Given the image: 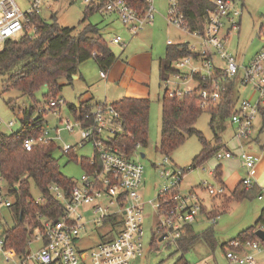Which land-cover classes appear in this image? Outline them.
<instances>
[{
  "label": "built area",
  "instance_id": "obj_1",
  "mask_svg": "<svg viewBox=\"0 0 264 264\" xmlns=\"http://www.w3.org/2000/svg\"><path fill=\"white\" fill-rule=\"evenodd\" d=\"M53 1L27 0V8L21 10L14 0H0V42L28 31L32 26V14L39 13L43 17L42 11L51 9ZM145 1L146 8L138 11L126 0H84L86 7H96L100 14L115 15L130 37L154 20V0ZM235 1L210 0L211 8L202 29L191 31L178 0H169L166 20L197 38L198 46L188 45L197 56L184 55L174 59L171 71L162 75L160 80L163 91L170 97L182 98L197 89L198 109H208L218 103L223 95L222 84L225 81L231 79L237 85L250 84L251 93L256 94V99L252 101L249 97L240 100L238 107H234L228 117L230 124L234 126L229 141L236 143L235 149L228 148L225 142L212 154L217 160L234 156L240 159L247 175L241 178V184L244 189H249L253 186L252 177L258 161L256 152L249 145L256 139L254 121L259 114L258 107L264 105V26L260 32L263 35L262 48L246 64L238 62L235 55L227 50L223 35L225 26L230 32L239 30L241 12ZM110 43L122 47L124 39L116 33ZM167 43L171 44L172 41L167 39ZM100 75L105 76V72L100 71ZM191 80L196 85L188 86ZM63 104L65 99L56 96L38 106L36 113L46 115L49 111L59 114ZM59 119L64 124L63 129L70 132L77 128L79 134L78 141L58 146L59 151L67 155L71 151L76 152V147H83L88 143L93 148V155L80 157L87 159V166L82 168L79 178L74 179L68 195L58 184L53 183L49 187L53 197L63 203L62 215L55 221L42 219V226L34 229L33 238L28 241V245L36 239L40 244L35 252L29 251L23 259L15 252V257L12 258L6 253L8 248L4 247V239L0 236V256L2 254L5 262L11 260V264H26L33 259L37 264H132L144 252V204H150L153 215L156 216L155 230L163 235L162 239L175 242L185 232L186 225L192 224L202 213V190L211 196L224 194L222 184L217 183L214 187L206 180L201 182L200 188H190L181 193L184 170L179 167L167 169L173 163L168 154H164L159 174L166 180V185L157 191L155 203L152 200L145 202L139 191L144 169L143 164L137 160L141 155V152H136L139 144L136 143L131 150H125L114 142L117 134L123 132V120L113 104L100 103L82 119L75 115L72 121L69 117L63 119L60 115ZM12 124V120L6 122L0 118V128L3 125L9 128ZM45 125L36 134H29L23 139L25 149L54 141L56 135L49 136ZM53 130L58 132L60 128L55 125ZM258 145L264 151V143ZM208 174L216 177L214 170H209ZM2 184L4 183L0 177V207L10 206L12 199ZM263 194L264 190L258 194V199H262ZM42 200L45 199L37 197L36 202ZM88 210H92L95 215L86 217ZM216 219L217 215H213L209 220L214 223ZM90 234H94L95 242L79 248L78 240ZM227 242L224 256L228 261L256 264L255 258L247 250H260L259 241H240L235 238Z\"/></svg>",
  "mask_w": 264,
  "mask_h": 264
},
{
  "label": "trees",
  "instance_id": "obj_2",
  "mask_svg": "<svg viewBox=\"0 0 264 264\" xmlns=\"http://www.w3.org/2000/svg\"><path fill=\"white\" fill-rule=\"evenodd\" d=\"M126 1L138 11L146 8L145 0ZM178 3L188 29L201 30L208 17L207 12L211 8L210 1L178 0ZM95 12H97L96 7L85 6L79 21V30L74 27L59 26L51 13V20H47L39 13L32 14L31 28L16 34V37L6 38L0 48V85L3 91L14 89L33 98L35 92L45 87L44 104L49 99L60 96L58 93L67 81H71V75L76 73L77 65L83 60L93 58L100 70L106 73L115 62L117 54L110 48L103 28L89 20L88 15ZM32 29L33 36L29 35ZM184 55L197 56V53L186 42L166 45L164 57L159 62L161 76L171 71V62L174 59ZM222 85L224 88L221 99L214 107L208 109L196 108L197 89L183 95L182 98L170 97L166 91H163L159 139V150L162 154H169L183 143L187 135L194 134L202 147L191 160L189 167L192 168L199 166L214 153L216 148L223 146L220 141L212 147L203 133L193 126L202 110L211 112L209 122L211 126L216 116L223 118L230 116L237 99L234 93L236 83L235 80L230 79ZM149 101L147 98L122 96L111 103L122 116L123 132L117 134L114 142L123 149L131 150L136 143L142 146L147 145ZM97 105L98 103H93L89 99L78 104L68 103L71 113L81 119ZM37 106L40 104L23 109L18 131L0 132V177L13 200L10 206H14L13 224L3 229L0 236L4 239V247L14 249L22 259L29 252L28 241L33 238L34 229L42 226V219L55 221L62 215L63 203L60 199L53 197L49 187L53 183L58 184L68 195L75 182L73 178H68L61 172L58 163L59 149L55 141L37 144L30 149L23 147V139L29 134H36L46 124L42 113L31 114ZM258 110V115L264 124V105H260ZM67 155L78 161L82 168H86V158H78L74 151ZM217 168L218 166L214 170ZM31 182L45 200L36 202L32 198ZM232 192L235 199L241 200L253 195L258 196L261 191L255 186L244 189L240 180ZM203 208L202 205V211H204ZM257 228L264 229V205L252 225L239 231L231 239L237 238L240 241L254 239L264 245V242L255 234ZM160 236L162 235L158 233V240ZM213 238L212 227L196 231L192 224H188L185 232L175 240V243L177 249L187 253L189 249L203 242H207L209 247L213 248L215 245ZM153 240L152 237L151 243ZM227 243V241L223 243L224 248ZM157 248L158 246L155 247ZM174 264H188V262L181 256Z\"/></svg>",
  "mask_w": 264,
  "mask_h": 264
},
{
  "label": "rangeland",
  "instance_id": "obj_3",
  "mask_svg": "<svg viewBox=\"0 0 264 264\" xmlns=\"http://www.w3.org/2000/svg\"><path fill=\"white\" fill-rule=\"evenodd\" d=\"M20 5L21 10L27 8V0H14ZM241 2L244 4L241 7ZM169 0H154L155 6V17L151 25L147 24L143 29L140 30L137 36H131L128 32L123 30H116L114 27L106 29L103 33L107 39L110 48L117 56H122L123 59L135 69V75L132 83L130 84L126 94L140 95L133 97H141L149 99V120L147 125V145H137L136 152H143L144 157L138 156L137 160L144 166L142 179L143 183L139 188L142 195L143 201L152 200L153 203L156 201L157 191L166 185V180L159 174L160 163L165 156L159 150V139L161 134V100L163 94V85L159 80V69L157 64V57L164 55L166 40L168 38L171 41L177 39V35L180 34L181 30L175 28L172 24L168 23L165 16ZM52 8L43 10V17L47 20H51L50 13L54 15V18L59 26L74 27L76 30L80 29L79 21L82 18L83 11L85 9L84 0H54ZM235 5L240 8V19L239 30H231L229 39L225 43L227 50L230 52L240 51L244 53V59L251 56L260 47L258 34L261 32L264 26V0H236ZM105 16V14L103 15ZM101 16L100 12L92 13L88 15L89 20L92 23H98L102 26L104 17ZM123 28V27H122ZM119 33L124 39L125 49L121 51V46L110 43L111 38L114 34ZM34 30L29 31V35L33 36ZM187 35H184V37ZM191 43V42H190ZM3 41L0 42V48L2 47ZM137 51V54L129 57L127 54L130 52ZM125 57V58H124ZM127 58V59H126ZM86 67L90 70V66L83 64V69ZM86 71V69H83ZM99 74V73H98ZM101 80V78H99ZM160 82V85H159ZM58 95L65 99V104L62 105L59 114L53 112L46 113V125L49 136H54L56 145L61 146L65 143L72 144L79 140V134L77 128L72 131H66L63 129L64 124L59 119V115L65 118L73 120L74 115L71 113L68 103H76L77 96L86 90L87 85L78 79H72L67 81ZM196 82L194 80L189 81L188 86H194ZM106 86V85H105ZM113 83L111 89L114 90ZM117 90V89H116ZM250 84L238 85V89L234 91L237 95V99L234 107L237 108L239 101L251 97L252 101L256 99V94L251 93ZM105 91V88H104ZM45 87H41L37 92L34 93L33 98H29L20 91L7 90L3 91L2 85H0V118H3L6 122L9 120L13 121V124L7 128L6 125L0 128L1 133H9L11 131H18L21 126V115L24 108L30 106L35 107L43 104V93ZM111 93V92H110ZM143 94V96H142ZM108 95V94H107ZM122 96V95H120ZM117 98V97H116ZM113 98V101L114 99ZM45 104V103H44ZM38 108V106L36 107ZM36 108L31 113L36 114ZM211 118V112L202 110L199 117L194 123V128L200 130L205 136L206 140L215 147L221 141L222 144L227 143L228 148L235 149L236 143L229 141L232 137L234 126L230 124L228 118L216 116L212 126L209 124ZM57 125L60 128L58 132H54L53 128ZM254 126L256 129V137L259 142L264 143V124L258 115L255 118ZM220 136V137H216ZM216 137V139H215ZM257 145V144H256ZM258 146V145H257ZM202 147V144L198 141L196 135H187L183 143L177 148L171 151L168 156L170 157L173 166H167L168 168L179 167L184 170V178L181 182L180 192L185 191L192 185H197L200 188V184L203 180L209 182L214 187L217 185L218 178L215 179L212 175L208 174L209 170H213L218 163L221 167V176L225 185H227V191L230 193L237 181L240 178L246 177V170L242 167L240 159L237 157L229 159L217 160L213 155H209L203 163L197 167L189 168L191 160L197 155ZM220 147V146H219ZM259 147V146H258ZM75 154L78 158L80 157H92L93 148L90 144H85L83 147H76ZM252 149V148H251ZM255 150V149H254ZM59 151V150H58ZM262 167L260 168V177H252V181H257V184L261 191L264 190V153L262 158ZM259 161H257L258 163ZM58 163L60 165L61 172L68 178L78 179L82 173V167L78 161L68 157V155L58 153ZM257 165V164H256ZM4 185V184H2ZM195 186H193L195 188ZM196 186V187H197ZM7 190V189H6ZM51 192V191H50ZM30 193L33 199L41 197V193L36 189L33 182L30 184ZM204 195L205 202H210L204 209L207 216L218 215L221 213L215 223L208 220L204 214H200L192 223L196 231H202L207 227H212L214 230V242L213 248H210L207 242L198 243L193 248L189 249L187 253H182L177 249L175 242L169 240L159 241L158 233L155 230L154 222H156V216L153 215L150 204H144L145 217L142 223L144 228L143 244L144 252L138 257L132 264H174L181 256L188 262V264H240L238 262L228 261L224 256L223 241L229 238H233L235 234L250 226L256 216V212L259 211L260 207L264 205V194L262 199H258L256 195L237 200L234 198L235 195L223 194L218 196H211L204 190L201 192ZM11 198V196H10ZM232 200L228 210L222 213V210L227 206L220 205L227 201ZM211 200V201H210ZM13 201V200H12ZM14 206H1L0 207V233L6 227L11 226L14 220ZM95 215L92 210H88L85 214L86 217L91 218ZM153 232V234H152ZM153 235V236H152ZM94 234L90 236H82L77 246L79 248L87 247L88 244L95 242ZM152 237L154 238L151 243ZM39 242L34 239L29 245L28 249L30 253L35 252L39 248ZM158 246L157 249L155 247ZM259 251V252H258ZM258 262L264 259V245L260 242V250L252 249L247 250ZM26 264H37L33 259L28 260Z\"/></svg>",
  "mask_w": 264,
  "mask_h": 264
},
{
  "label": "crops",
  "instance_id": "obj_4",
  "mask_svg": "<svg viewBox=\"0 0 264 264\" xmlns=\"http://www.w3.org/2000/svg\"><path fill=\"white\" fill-rule=\"evenodd\" d=\"M241 4H242L241 5V7H242L244 4L242 2H241ZM42 13H43V11H42ZM104 14H105V16H103ZM101 16L104 17V19L102 21V26H101L103 28V31H105L106 29H110V28L114 27V29H116V30L117 29L118 30H123V32H125V30H124L125 28L121 25L119 19L115 15L113 16V15L108 14V13H101ZM165 18H166V16H165ZM240 18L241 17H239V20H238L239 21V24L241 22V19ZM153 21L151 23H148V24L151 25L153 23ZM175 28H177V27H175ZM223 29H224L223 30V35L225 36V43H227V41L229 39V36H230L229 35L230 34V29H228L226 26ZM137 35L138 34H136L135 36H137ZM184 35H187V36L184 37ZM177 36L178 37H177L176 40H174V41L172 40V43L173 44L180 43V42H186L187 45H189V46L190 45L198 46V40H197V38L193 37L191 34L185 32L184 30H181L180 34H178ZM168 39H170V38H168ZM258 39L260 40L259 41V44H258V46L260 48L258 50H256L251 56H249L248 58H246V60L243 57L244 56V53L243 52H240L238 50L235 51V52H232L235 55L236 60L238 62L243 63V64H246L248 62V60L256 52H258L262 48V45H263V35L261 33L258 34ZM166 45H168L167 40H166ZM120 50L125 52V49L124 48H122V49L120 48ZM165 50H166V48H165ZM136 54H137V51L130 52V53L127 54L128 56H126V57H129V56H132L133 57ZM164 54H165V51H164ZM163 57H164V55H162V56L159 55L156 58L157 59V64H158V69H159V80L161 78V70H160V64H159V62H160V60ZM127 60L125 61L121 55L120 56H117L115 62L112 64L111 68L109 70H107V72L105 73V76H101L100 75V71L101 70H100L99 66L96 64V62H95V60L93 58H88V59L83 60L82 62H80L77 65V71L75 73V76L72 77V79L81 80L82 82L85 83V85H87V88H86L85 91H83V93H80L77 96V98H76L77 101H76L75 104H78L79 102L84 101V100H88V99L91 100L93 103H98V105L100 103H112V102L116 101L117 99H119L122 96H127L126 94H122V93H127L128 92V88H129L130 84L132 83L133 77L135 75V70H134L135 68L133 66H131V64H129V62H127ZM83 64H86V65L90 66V70L87 69L86 67L83 68V69H86V71L83 70V69H81V67H83ZM99 78H101V80ZM160 82H161V80H160ZM160 82H159V85H160ZM113 83H115V86H113L114 90L111 89ZM104 88H105V91H104ZM237 89H238V85L236 84V90ZM120 95H122V96H120ZM133 96H140V95H130L129 97H133ZM142 96H143V94H142ZM113 98H116V99H114V101H113ZM254 142H256V143H254ZM258 143H261V142H259V140L256 137V139H254L253 142H250V145H249L253 150L255 149L254 151L256 152L257 159L259 161L258 163H256L257 165L255 166V171H254V176H257V178H259L261 176L260 175V168L262 167V161L261 160L263 158V153H264V151L260 148V146L258 145ZM217 166H218L217 170H214L216 166L213 169L214 170V176L216 174V177L218 178V182L217 183L223 185V187H224V194L231 195L233 193L232 191L234 190V188L238 184V182L241 180V178L237 181V183L234 186L233 190L230 193H228V192H226L227 191V185H225L224 182H223V180H222L220 163H218ZM216 177H215V179H217ZM193 186H195V185H192L187 190H189L190 188H194ZM196 186H195V189H198L199 187L198 186L196 187ZM253 186L259 188V186L257 184V181L256 182L253 181ZM202 196H203V206H204L203 210H204L210 202L206 203L203 194H202ZM231 202H233V201L228 198L227 201H224L220 205V207L227 205L225 207V209L222 210V213L223 212H226L228 210ZM261 207H260L259 211L256 212V216H255L254 220L258 216V214H259V212L261 210ZM204 211H202L201 215L204 214V216L209 220L210 218L206 215V213ZM220 214L221 213H219L217 215V219H218V217H219ZM254 220H253V222H254ZM251 225H252V223H251ZM242 230H244V229H242ZM234 237L235 236H233V238ZM229 239H231V238H229ZM229 239H227V240H229ZM225 241L226 240H224L223 242H225ZM6 253L10 257H12V258H14L15 257V254H16L15 251H14V249H12V248H8V250L6 251ZM11 262H12L11 260H9L7 262H5L4 260H2V254H1V256H0V264H11ZM256 264H264V259H261L259 262L256 260Z\"/></svg>",
  "mask_w": 264,
  "mask_h": 264
},
{
  "label": "water",
  "instance_id": "obj_5",
  "mask_svg": "<svg viewBox=\"0 0 264 264\" xmlns=\"http://www.w3.org/2000/svg\"><path fill=\"white\" fill-rule=\"evenodd\" d=\"M71 76L74 77L75 74H72ZM140 156H141V157H144V153L141 152V155H140ZM255 234H256V236H257L260 240H262V242H264V229H263V228H257V229L255 230ZM162 238H163V235L159 237V240H162Z\"/></svg>",
  "mask_w": 264,
  "mask_h": 264
}]
</instances>
